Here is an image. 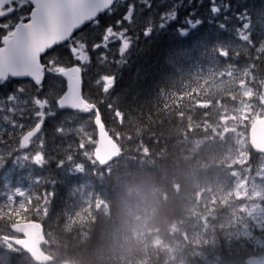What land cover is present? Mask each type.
I'll use <instances>...</instances> for the list:
<instances>
[{"label":"trees","instance_id":"obj_1","mask_svg":"<svg viewBox=\"0 0 264 264\" xmlns=\"http://www.w3.org/2000/svg\"><path fill=\"white\" fill-rule=\"evenodd\" d=\"M173 2L175 0H152V9H146L142 17L151 14L158 23V13ZM183 3L179 19L171 27L158 29L147 38L142 34V24L135 30L132 35L136 38L125 54L124 64L112 62L97 66L99 72L115 75L116 81L108 94L96 89L89 96L105 101L99 105L102 119L109 134L121 142L123 154L105 169L72 175L55 171L52 178L54 196L46 214L47 225L53 224V228L50 231L46 223L44 227L48 235L52 232L55 253L61 262L163 264V256L152 246L146 250L143 247L144 252L138 253L130 232L134 217L146 215L149 230L166 235L169 227L182 218L185 200L190 195L188 182L196 185L197 180L209 177L207 166L211 148L206 141L214 131L218 132V106L213 99L211 103L215 105L210 107L203 93L190 89V77L194 70L214 63L211 46L217 39L230 38V33L217 29L215 21L209 22V0H192L190 6L189 0ZM224 3L231 4V9L224 14L230 18L228 28L237 27L235 14L246 9L253 40L259 43L264 38V16L261 15L264 0H224ZM193 9L201 18L206 16L205 22L199 31L181 38L175 30L176 24H183L184 17ZM108 24H113L110 18L102 16L99 28L90 25L82 34L88 43H95ZM64 49L58 48L56 52L64 53ZM249 51L255 55L253 50ZM234 52L241 55L232 62L243 67L248 62L243 54L244 47L234 48L230 56ZM63 63L69 65L71 62ZM254 63L256 67L249 72L251 80L264 86V62L256 60ZM223 64L221 57L217 66ZM107 103L118 108L121 116L113 117ZM52 120L54 124L57 122L55 118ZM52 124L46 127L52 129ZM192 142L201 144L193 150ZM250 158L253 162L255 156L251 154ZM84 182L104 202L105 211L95 213L81 228L68 227L63 215L74 196L73 191ZM17 220H28V217L19 214L0 218V228H8ZM241 246L244 256L236 254L233 257L230 248L222 251L225 264H245L244 258L252 248L246 242ZM16 263L32 264L25 255L0 248V264Z\"/></svg>","mask_w":264,"mask_h":264},{"label":"snow or ice","instance_id":"obj_2","mask_svg":"<svg viewBox=\"0 0 264 264\" xmlns=\"http://www.w3.org/2000/svg\"><path fill=\"white\" fill-rule=\"evenodd\" d=\"M191 3L192 0H189V6ZM152 6V0H0V89H10L6 97L0 98V122L8 125L7 129L0 128V144L7 143L3 138V133L7 131L9 139L17 145L16 148H10L6 156L0 154V168L4 167L6 157L12 158L14 152L21 150L27 151H23L22 156H15L17 162L22 160L41 168L46 166L53 157L45 151L42 127L46 119L55 117L58 111L64 110L72 112L73 120L79 116L80 123L75 128H65L61 123L56 126L55 133L61 136L73 133L78 143H69V150L57 160V167L63 168L66 163L78 164L73 147L88 159L87 144L98 141L101 135L108 132V128L99 106L105 104V101L93 99L82 90L86 66L91 59L87 38L82 34L83 29L89 25L99 28L102 16L111 17L124 7L115 25H106L100 41L91 45L93 51L108 50L110 44L119 42L121 58L117 63L122 65L125 63L126 52L136 38L129 33L135 32L142 24V34L147 38L158 29L171 27L178 21L184 3L183 0H175L168 8L159 12L158 23L154 22L151 14L142 17L143 12L152 9ZM230 9L231 4L224 3V0L219 3L217 0H209V22L215 21L217 29L230 33V38L217 39L211 46L210 51L215 55L210 67L226 69L225 74L228 75L237 72L247 76L256 67V60L264 62V38L259 43L253 40L246 9L235 14L236 19L241 21L239 27L229 29L227 22L230 18L226 15L222 20L216 19ZM261 15L264 16V13ZM204 22L193 9L184 17L183 24H176L175 30L181 38H188L199 31ZM236 41L241 43L236 44ZM59 46L70 50L74 63L68 65L58 59L56 49ZM241 46L244 47L243 54L248 61L243 67L232 62L241 53L234 52L230 56L234 47ZM249 50H253L255 55ZM221 57L224 58V64L218 67ZM98 59L101 64L107 63V51L101 52ZM56 77L63 78V91H55ZM23 78H28L31 82L32 92L29 96H25L27 88L20 82ZM115 81V75L105 74L99 76L95 83L102 84L103 93L108 94ZM12 83L16 84L14 90L11 89ZM46 83L49 84V90L44 92ZM244 95L250 96L251 92ZM260 99L264 101V97ZM106 107L113 117L121 116L120 110L112 103H107ZM90 126H94L95 135L89 131ZM69 172L80 173L77 167H69ZM36 182L48 181L39 178ZM8 199L9 194H6V200ZM9 203L14 201L9 200ZM20 207H24L23 204Z\"/></svg>","mask_w":264,"mask_h":264},{"label":"rangeland","instance_id":"obj_3","mask_svg":"<svg viewBox=\"0 0 264 264\" xmlns=\"http://www.w3.org/2000/svg\"><path fill=\"white\" fill-rule=\"evenodd\" d=\"M118 48L119 42H116L110 44L109 49L105 51L111 54ZM91 51L93 50L89 46L91 59L84 73L88 83L96 78L95 72L98 69L93 60L97 59L104 49L95 50L93 54H90ZM105 74L107 73H102ZM196 78H200L199 74H196ZM61 88V83L55 81V91H60ZM235 88V97H230L229 101L221 105L219 135L210 140L213 149L219 144L213 153L217 158L210 160L211 165L217 166L213 173L214 179L211 182H201V187L204 188H200L198 194L188 199L184 218L170 229L167 236L156 235L150 231L141 236L145 230L143 216L135 217L131 224L134 241L141 246L152 245L157 248L162 253L165 264H221L220 248L242 239L251 244L258 259L264 258V157H257L253 169L246 166L250 160L245 134L246 125L264 113V101L260 99L264 97V88L258 89L257 85H250L248 82ZM205 90L208 91L206 88ZM247 92H251V95L245 96L244 93ZM49 123L52 124L53 120H49ZM61 123L65 128H75L80 123V117L75 120L71 117L62 118L59 124ZM0 128L7 129L8 125L0 122ZM89 131L93 132L90 127ZM46 132L49 139L47 142V135L43 134L45 151L53 159L43 168L22 160L17 162L15 156H22V150L14 152L12 158L6 157L4 167L0 168V216L7 213L18 216L21 212H30L37 220L46 222L45 213L52 185L50 182L37 183L36 180L43 178L47 181L53 178V168L59 171L66 169L69 172V167H77L81 172L84 167L96 165L92 159L95 147L93 143L87 144L88 159L73 147L72 151L76 153L78 164L66 163L63 168L57 167V160L69 150V143L75 145L78 139L73 133L58 135L54 127ZM3 138L7 143L0 144V154L6 156L7 151L14 148L16 142L9 139L7 131L3 133ZM222 163L229 169L221 182L217 183L224 171L221 169ZM91 170L94 171L95 168ZM6 194H9L8 200ZM9 200L14 203H9ZM21 204L24 207H20ZM101 211H105V205L101 204L89 189L78 188L74 202L65 214L66 224L81 228L95 212ZM49 225L52 229L53 224ZM0 234V245L10 249L9 244L2 239L6 231L3 230ZM53 245L50 240L46 246V251L52 256ZM240 248L238 243L234 250L238 252Z\"/></svg>","mask_w":264,"mask_h":264},{"label":"water","instance_id":"obj_4","mask_svg":"<svg viewBox=\"0 0 264 264\" xmlns=\"http://www.w3.org/2000/svg\"><path fill=\"white\" fill-rule=\"evenodd\" d=\"M28 79V78H23ZM103 132V126L101 127ZM249 146L253 152L264 154V116L255 120L249 129ZM120 155L117 145L108 137L106 132L101 135L97 141V148L94 152V158L100 166H104ZM11 230L25 237L22 241H13L22 249L28 251L35 262L46 264L50 259L46 257L39 249L43 243L42 228L37 223H21L13 226ZM247 264H264L258 262L255 258H250Z\"/></svg>","mask_w":264,"mask_h":264},{"label":"bare ground","instance_id":"obj_5","mask_svg":"<svg viewBox=\"0 0 264 264\" xmlns=\"http://www.w3.org/2000/svg\"><path fill=\"white\" fill-rule=\"evenodd\" d=\"M190 54V53H189ZM161 59V58H160ZM156 131V130H155ZM161 137V136H160ZM200 138V137H199ZM177 139V138H176ZM194 139V138H193ZM189 141V140H188ZM172 144V143H171ZM104 187V186H103ZM171 198V197H170ZM181 207V206H180ZM160 210V209H159ZM182 210V209H181ZM173 211V210H172ZM180 212V211H179ZM170 214V213H169ZM178 214V213H177ZM176 215V214H175ZM181 215V214H180ZM165 216V215H164ZM116 221V220H115ZM64 235V234H63ZM67 237V236H66ZM84 237V236H83ZM86 238V237H85ZM84 240V239H83ZM17 264V263H16Z\"/></svg>","mask_w":264,"mask_h":264}]
</instances>
